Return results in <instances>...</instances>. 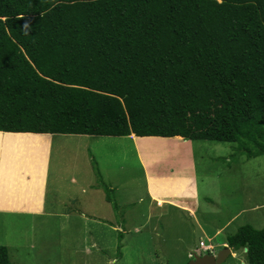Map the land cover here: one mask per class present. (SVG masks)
Segmentation results:
<instances>
[{"label": "trees", "instance_id": "16d2710c", "mask_svg": "<svg viewBox=\"0 0 264 264\" xmlns=\"http://www.w3.org/2000/svg\"><path fill=\"white\" fill-rule=\"evenodd\" d=\"M0 131L264 156V0H0ZM224 243L264 264V227Z\"/></svg>", "mask_w": 264, "mask_h": 264}, {"label": "rangeland", "instance_id": "374dc122", "mask_svg": "<svg viewBox=\"0 0 264 264\" xmlns=\"http://www.w3.org/2000/svg\"><path fill=\"white\" fill-rule=\"evenodd\" d=\"M0 133V245L13 264H187L205 254L199 240L217 253L239 226L264 227V156L247 159L231 143L192 141L180 163L170 145L182 137ZM164 154L183 173L172 176ZM147 187L197 193V210L147 208ZM237 253L221 264L245 263Z\"/></svg>", "mask_w": 264, "mask_h": 264}, {"label": "crops", "instance_id": "0c3cea01", "mask_svg": "<svg viewBox=\"0 0 264 264\" xmlns=\"http://www.w3.org/2000/svg\"><path fill=\"white\" fill-rule=\"evenodd\" d=\"M0 135H1V133H0ZM10 135H12V134H9V136ZM8 143H9V141L8 140H5L3 144L4 145H7V148H10L9 145H8ZM189 143L190 142L185 141V142H182V143H176V144L170 145L171 148H173V147L174 148H178V149H180L182 151V153H181L182 157L180 158V161H179L180 163L189 162L187 158L186 159L184 158V157H186L185 156L186 151H190L192 149L191 148V144H189ZM166 154L163 155L165 158L167 157V156H165ZM163 166H166L167 169H168V172H170V173H172V171L177 170V172L172 173L173 175L171 174L172 176H174V175H176L178 173H181V172L183 173V170L186 169V168L181 167V165L179 167L173 166L172 165V160L169 157L166 158V160L164 161ZM158 170L160 171L161 169H158ZM189 173H190V176L187 177V178H185V181L194 182L195 181V178H194V174L192 173V169L191 168H189ZM163 175L167 176V179L169 178L168 176H170L168 174L167 175L166 174H163ZM167 179L165 178V180H164V178H160V180H163L164 182ZM72 185H73L72 187H75V189H83L84 191H89V193H90V191H93L94 192V189H95V188L92 189L93 186H95L94 184H88L87 186H84V188H81V185L79 183H76V182L73 181L72 182ZM95 190H97V189H95ZM146 190H147V192L149 194V199L147 201V208H149L151 205H156V202H157L158 205H156V208H159V209H163V206L162 205H164L165 203H168L169 206L172 205L175 208L178 207V208H180L183 211H186V212L188 211L190 215L194 214V212L197 210V196H196L197 193H196L195 196L194 195H189V196L186 197V194H181V196H179V194H176V193L154 195L153 193L151 194V191L152 190L150 191V189L148 187L146 188ZM192 197H193V199H192V202L191 203L185 202V199L192 198ZM100 199H101V197H100ZM137 200L138 201H141V198H138ZM159 202H161V204ZM99 203L101 205V201ZM261 206H264V205H261ZM49 207L50 208H48V211L49 210H53L50 205H49ZM50 212H53V211H50ZM56 212L57 211H55L54 213H56ZM63 215H64V212H63ZM224 242L225 241H223L221 243V245H223V246L227 245ZM241 251H242V253H244V250H242V249L235 250V251H232L231 250L229 256H235L236 255L235 252H238L237 253L238 254L237 256H238V258L241 259L243 257V255L240 254ZM244 260L246 261L245 257H244ZM242 264H247V262H245V263L243 262Z\"/></svg>", "mask_w": 264, "mask_h": 264}, {"label": "water", "instance_id": "95a60500", "mask_svg": "<svg viewBox=\"0 0 264 264\" xmlns=\"http://www.w3.org/2000/svg\"><path fill=\"white\" fill-rule=\"evenodd\" d=\"M230 248L225 246L220 249L215 255L211 254H191V259L187 264H220L222 263L229 255Z\"/></svg>", "mask_w": 264, "mask_h": 264}, {"label": "clouds", "instance_id": "9594fccd", "mask_svg": "<svg viewBox=\"0 0 264 264\" xmlns=\"http://www.w3.org/2000/svg\"><path fill=\"white\" fill-rule=\"evenodd\" d=\"M134 136V135H133ZM199 242H203V241H199ZM203 244H204V246H208L209 244H205L204 242H203ZM200 246V245H199ZM209 246H212L211 248H212V250L211 251H205L204 250V252H205V254H211V255H215L216 254V247L214 246V245H212V244H210ZM225 246H227V245H225ZM225 246H223V248L225 247ZM200 248H201V250L203 249V247H201L200 246ZM229 248V247H228ZM230 251H231V249H230ZM244 252H245V249H244ZM197 254H199V253H197ZM199 255H201V254H199ZM189 256H191V254H189Z\"/></svg>", "mask_w": 264, "mask_h": 264}, {"label": "built area", "instance_id": "2783aa9c", "mask_svg": "<svg viewBox=\"0 0 264 264\" xmlns=\"http://www.w3.org/2000/svg\"><path fill=\"white\" fill-rule=\"evenodd\" d=\"M199 245H200L201 247H203L204 250H207V251H211V250H212V248H211L212 246H209V245H208V246H204L203 242H199ZM206 247H207V248H206ZM205 248H206V249H205Z\"/></svg>", "mask_w": 264, "mask_h": 264}, {"label": "bare ground", "instance_id": "6f19581e", "mask_svg": "<svg viewBox=\"0 0 264 264\" xmlns=\"http://www.w3.org/2000/svg\"><path fill=\"white\" fill-rule=\"evenodd\" d=\"M9 136V135H8ZM177 138H179L178 136H177ZM159 203H161V202H159Z\"/></svg>", "mask_w": 264, "mask_h": 264}]
</instances>
